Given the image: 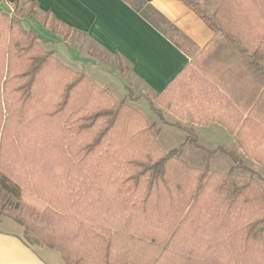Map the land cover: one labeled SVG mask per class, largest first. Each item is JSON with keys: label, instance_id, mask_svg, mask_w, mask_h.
I'll use <instances>...</instances> for the list:
<instances>
[{"label": "trees", "instance_id": "obj_1", "mask_svg": "<svg viewBox=\"0 0 264 264\" xmlns=\"http://www.w3.org/2000/svg\"><path fill=\"white\" fill-rule=\"evenodd\" d=\"M177 1L213 37L194 51L158 13H141L189 58L154 95L180 122L146 99L183 136L167 152L141 113L41 48L33 24L20 26L0 6V133L9 125L0 214L65 264H264V171L244 159L264 167V0ZM42 16L53 32H69ZM210 123L235 132L236 148L202 146L195 127ZM185 146L232 167L191 168Z\"/></svg>", "mask_w": 264, "mask_h": 264}, {"label": "crops", "instance_id": "obj_2", "mask_svg": "<svg viewBox=\"0 0 264 264\" xmlns=\"http://www.w3.org/2000/svg\"><path fill=\"white\" fill-rule=\"evenodd\" d=\"M36 2L39 15H49L69 29L71 36L91 46L85 51L71 39L64 41L39 20L33 25L51 34L42 38L55 57L87 77L100 70L88 48L107 55H118L130 75L151 95H157L177 77L189 62L187 55L142 15L155 11L193 46L201 50L213 37L208 27L177 0H24ZM13 5V0H10ZM50 19V18H49ZM98 85V84H97ZM106 85V84H101ZM104 87V86H101ZM23 229L11 221L0 220V264H65L56 250L30 246Z\"/></svg>", "mask_w": 264, "mask_h": 264}, {"label": "rangeland", "instance_id": "obj_3", "mask_svg": "<svg viewBox=\"0 0 264 264\" xmlns=\"http://www.w3.org/2000/svg\"><path fill=\"white\" fill-rule=\"evenodd\" d=\"M0 6H2V8L9 9V16L12 18V21L15 23L19 22L20 26L22 27H27L29 24H32V22L36 20H39L42 24H44L45 18L42 15H38L37 11L34 12L33 7L30 4L25 3L24 0H21L15 7L12 5V2H10V0H0ZM45 24L49 28L48 19H46ZM33 29L37 33H39L42 38H46L47 35L52 37L51 34L45 35L44 31L35 25H33ZM57 30L58 31H54V33L56 35H59L64 41L70 39V32H62L60 29ZM71 39H73L77 43V47L80 46L79 48H84V51L86 47L91 46L90 44L85 43L83 39L81 40L74 36H71ZM40 47L46 51L51 50V47L49 45L42 42H40ZM87 51V53L89 54L88 56L95 59V63L100 69L92 70V72H90L88 76L89 80L95 83L96 85L98 84V86L100 87H107L112 96L115 98V100H125L128 106L141 113L147 123L151 124V126L153 127V131L156 133L159 145L163 151L167 152L181 145L183 140L182 134H180L174 128L164 125L154 113L150 112L146 99L151 100L153 107L164 113V118L167 122L175 124L180 121L176 118L175 115L170 112H166L161 106H159V103L155 100V96L149 94L145 90V88L141 86V84L130 75L127 65L122 63L119 59L115 58L114 56L107 55L96 47H90V49L88 48ZM125 86L130 90L131 94L127 92ZM126 95H130L131 99L126 98ZM0 109L2 110L3 116L1 121L2 123H4L5 115H3V113H6L7 109H5V104L2 98L0 101ZM6 128H9L8 124H6V126L0 133V146L2 147L1 157H6L7 150L5 151V149L9 143V140L6 135ZM195 130L198 134L200 144L210 150L214 149L217 146L231 149L236 148V143L234 140L235 132H230L224 127L219 126L218 124L210 123L206 126H196ZM238 152L241 154L240 150H238ZM182 159L191 168L202 169L207 167V169L212 172L224 173L232 167V162L229 159H226L224 156L217 154L213 158L208 159L205 153L197 150L193 146L184 147ZM244 159L249 163L248 165L250 167L256 170L264 171V167L259 166L252 159ZM0 220L11 221L13 223L18 224L15 221L14 217L6 214H0ZM18 225L21 226L20 224ZM21 227L23 229L22 237H26L27 239H29L28 241L30 246H41L35 238L31 237L32 239H30V237L25 236V229L23 226ZM255 257H257L256 254ZM260 258L261 259H259V261H252V264H262L263 259L262 257ZM231 262L233 263L232 260Z\"/></svg>", "mask_w": 264, "mask_h": 264}]
</instances>
